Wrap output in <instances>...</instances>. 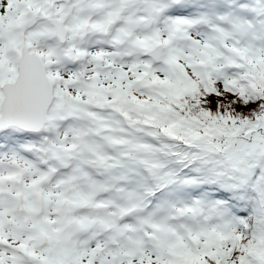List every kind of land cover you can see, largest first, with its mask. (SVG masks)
<instances>
[{"label": "snow or ice", "instance_id": "snow-or-ice-1", "mask_svg": "<svg viewBox=\"0 0 264 264\" xmlns=\"http://www.w3.org/2000/svg\"><path fill=\"white\" fill-rule=\"evenodd\" d=\"M0 264H264V0H0Z\"/></svg>", "mask_w": 264, "mask_h": 264}]
</instances>
